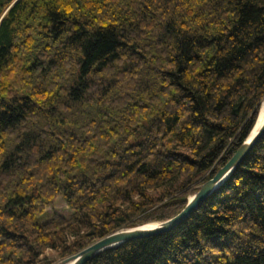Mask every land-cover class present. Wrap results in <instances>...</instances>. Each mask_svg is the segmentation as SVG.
Segmentation results:
<instances>
[{
    "label": "trees",
    "instance_id": "1",
    "mask_svg": "<svg viewBox=\"0 0 264 264\" xmlns=\"http://www.w3.org/2000/svg\"><path fill=\"white\" fill-rule=\"evenodd\" d=\"M0 0V264L177 213L252 128L264 0ZM8 7V8H7ZM61 196L65 216L47 213ZM84 264H264V134L173 228Z\"/></svg>",
    "mask_w": 264,
    "mask_h": 264
},
{
    "label": "water",
    "instance_id": "2",
    "mask_svg": "<svg viewBox=\"0 0 264 264\" xmlns=\"http://www.w3.org/2000/svg\"><path fill=\"white\" fill-rule=\"evenodd\" d=\"M14 1L15 0H12L8 7ZM263 100L264 94L260 100L258 112L256 115L257 118L259 108L261 106V101ZM253 127H255V122L252 128ZM252 128L248 132L247 136L243 139L239 147L236 149V151L230 156V158L221 167H219L210 178L200 183L191 195L187 196L184 206L177 213L165 220L156 222L154 226L143 227L139 225L126 227L111 232L110 234L99 238L93 243L87 245L86 247H83L82 249H79L78 251L67 255L65 258L61 259L60 264H65L69 261H71L70 264H84L87 260L91 259L92 257L101 253L104 250L118 246L126 241L135 238L144 237L169 230L179 224L189 214H191L204 199H206L212 192H214L231 175L234 169L241 163V161L247 155L251 147L264 134V118L254 129L253 133Z\"/></svg>",
    "mask_w": 264,
    "mask_h": 264
},
{
    "label": "rangeland",
    "instance_id": "3",
    "mask_svg": "<svg viewBox=\"0 0 264 264\" xmlns=\"http://www.w3.org/2000/svg\"><path fill=\"white\" fill-rule=\"evenodd\" d=\"M205 181V180H204ZM203 181V182H204ZM202 183V182H201ZM200 184V183H199ZM198 184V185H199ZM197 185V186H198ZM196 186V188H197ZM196 190V189H195ZM194 190V191H195ZM193 191V192H194ZM192 192V193H193ZM192 193H190L189 195H191ZM188 195V196H189ZM47 213L51 212V211H56L62 215H65V216H68L70 215V209L65 205L64 201L62 200V197L59 196L55 203H54V206L52 208L48 207L47 209ZM151 222H154V221H151ZM148 223V222H147ZM72 254V253H70ZM68 254V255H70ZM67 256V255H66ZM66 256H60L59 253H57L56 251L54 250H46V252L44 253L43 257H42V263L41 264H60V261L61 259L65 258Z\"/></svg>",
    "mask_w": 264,
    "mask_h": 264
},
{
    "label": "bare ground",
    "instance_id": "4",
    "mask_svg": "<svg viewBox=\"0 0 264 264\" xmlns=\"http://www.w3.org/2000/svg\"><path fill=\"white\" fill-rule=\"evenodd\" d=\"M257 118V117H256ZM263 118H264V100L263 101H261V106H260V108H259V113H258V118L255 120V127H253L252 128V133L254 132V129L259 125V123L263 120ZM215 173V172H214ZM165 220V219H164ZM160 221H162V220H160ZM156 222H159V221H154V222H148V223H144V224H140L141 226H143V227H150V226H154L155 224H156ZM136 226H139V225H136ZM124 228H126V227H124ZM122 229V228H121ZM119 230V229H118ZM108 234H110V233H108ZM108 234H106V235H108ZM106 235H104V236H106ZM104 236H102V237H104ZM101 238V237H100ZM99 239V238H98ZM98 239H96V240H98ZM96 240H94V241H96ZM93 241V242H94ZM93 242H91V243H93ZM90 243V244H91ZM89 245V244H88ZM86 247V246H85ZM116 247V246H115ZM113 248V247H112ZM110 249V248H109ZM71 263V261H69V262H66L65 264H70Z\"/></svg>",
    "mask_w": 264,
    "mask_h": 264
}]
</instances>
